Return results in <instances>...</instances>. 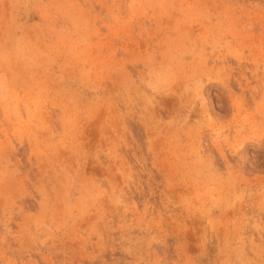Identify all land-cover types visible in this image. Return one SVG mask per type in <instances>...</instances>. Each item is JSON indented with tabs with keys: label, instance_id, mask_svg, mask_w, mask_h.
<instances>
[{
	"label": "rangeland",
	"instance_id": "obj_1",
	"mask_svg": "<svg viewBox=\"0 0 264 264\" xmlns=\"http://www.w3.org/2000/svg\"><path fill=\"white\" fill-rule=\"evenodd\" d=\"M0 264H264V0H0Z\"/></svg>",
	"mask_w": 264,
	"mask_h": 264
}]
</instances>
